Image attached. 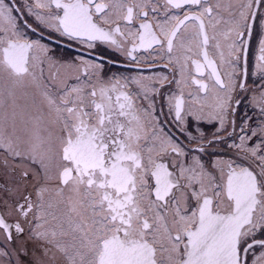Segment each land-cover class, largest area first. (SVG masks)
I'll use <instances>...</instances> for the list:
<instances>
[{
	"label": "snow or ice",
	"instance_id": "obj_1",
	"mask_svg": "<svg viewBox=\"0 0 264 264\" xmlns=\"http://www.w3.org/2000/svg\"><path fill=\"white\" fill-rule=\"evenodd\" d=\"M0 264H264V0H0Z\"/></svg>",
	"mask_w": 264,
	"mask_h": 264
},
{
	"label": "flooded vegetation",
	"instance_id": "obj_2",
	"mask_svg": "<svg viewBox=\"0 0 264 264\" xmlns=\"http://www.w3.org/2000/svg\"><path fill=\"white\" fill-rule=\"evenodd\" d=\"M258 53H256L255 49H252L249 51V54H248V67H249V70L252 71L254 70L253 69V65H254V58H255V55H257Z\"/></svg>",
	"mask_w": 264,
	"mask_h": 264
}]
</instances>
